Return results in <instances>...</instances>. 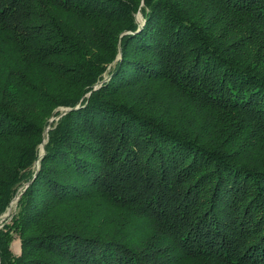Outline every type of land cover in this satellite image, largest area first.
I'll list each match as a JSON object with an SVG mask.
<instances>
[{"label": "trees", "instance_id": "16d2710c", "mask_svg": "<svg viewBox=\"0 0 264 264\" xmlns=\"http://www.w3.org/2000/svg\"><path fill=\"white\" fill-rule=\"evenodd\" d=\"M29 180L0 264H264V0H0V214ZM92 197L145 243L49 221Z\"/></svg>", "mask_w": 264, "mask_h": 264}, {"label": "rangeland", "instance_id": "374dc122", "mask_svg": "<svg viewBox=\"0 0 264 264\" xmlns=\"http://www.w3.org/2000/svg\"><path fill=\"white\" fill-rule=\"evenodd\" d=\"M141 3H142V1H141ZM202 10H203V13L205 15H210L212 13V11L209 10L208 6L206 8H204L202 6ZM137 12H135V14H134L135 19L141 25L144 22V19L142 18L141 13H139V12L137 13ZM121 33H123V32H121ZM121 33H120V35H121ZM225 33H226V31L225 32H219L218 31L217 36L219 37V39L221 38L220 40L224 43V45H228L229 42L230 43L232 42V39H231L232 34H235V33L232 31H230V33H226V34ZM118 56H120V54H118L116 57L118 58ZM108 61H111V58H108ZM112 61L109 63L110 65L113 64ZM107 75L108 74H106L105 77L101 81H103L104 79H107V77H108ZM65 84L66 83L63 80H60V81L58 80V82H55V84L52 85V88L55 90V92H60L62 95L65 94L67 91H68V93H71L72 90L69 91L68 87ZM157 88H159V87H157ZM169 97L170 98H166V100H165L166 101L165 104L168 105L167 100L170 99L169 100L170 101L169 106L167 108L168 112L170 114H172V117L182 115L183 114V113H181L182 112V110H181L182 106L181 105L178 106L179 99L175 95H173V96L170 95ZM138 101L142 102V99L138 100ZM57 108L59 109L58 113L53 114V115H49L47 118L45 127L43 129V140L39 144V155L32 165L33 170H38V168H39L40 158L44 153V144L47 140L46 134H47L48 127L50 125L55 124L56 121L59 119V117H61L68 109H70L69 107H64V106H59ZM194 108H196V109H190L189 106H186L185 109H187V111L185 112V116L191 117V119L197 125L199 123V121L202 120L201 115L204 116V111L202 109H197V107H194ZM54 110H55V108H54ZM191 110H193L194 112H191ZM143 112L150 113V114L155 113L157 115V111L153 112L152 110H148V109H145V111H143ZM212 134H213V131H212ZM214 135L223 136V133L219 132V133L214 134ZM210 136H211V134H210ZM29 182H30V180L28 182H25V183L23 182V184L20 185L16 194L12 197V199L10 200L6 209L0 214V226H2V224L5 220L9 221L12 218V216L14 214H16V212L19 210L18 199L20 198V196L18 199H15V198L18 195H21V193L24 191V189L29 184ZM93 213H96V214L98 213V215H100L102 218H105V220L104 221L98 220V221H93V222L87 221V215L89 214L88 216H90ZM48 215H49V221H53V222L55 221L57 223L65 222L63 225V229H65V230H68L69 228L72 227L73 224H71V220H73L72 222H74V220L81 218L82 219L81 222H75V223H77V224L81 223V225H85L86 226V232H89L91 234L110 232V233L115 234L116 237H119L120 239H122L124 241H132L135 243L140 241V243H141L140 246H142L145 243V241H143V240H138V238L140 236L147 233L144 231L143 225L140 224V228H139L138 222L128 223V221H127L128 219H126V221H124L125 223H121L119 218L125 219L128 217L122 216V214H120V212H119V208L116 205H112L111 203H109L105 199L102 200L100 197L98 200H95L92 197L91 199L82 200L80 202L58 205V206L54 207L53 209H51V211L48 213ZM12 233L13 234L11 235L10 246L12 247V251L17 254V253L21 252V241H20L19 237L14 232H12ZM143 237H144V235H143Z\"/></svg>", "mask_w": 264, "mask_h": 264}, {"label": "water", "instance_id": "95a60500", "mask_svg": "<svg viewBox=\"0 0 264 264\" xmlns=\"http://www.w3.org/2000/svg\"><path fill=\"white\" fill-rule=\"evenodd\" d=\"M141 4H142V3H141ZM138 12H139V11H138ZM138 12H137V13H138ZM139 13H140V12H139ZM19 196H20V195H18V196H17L15 199H18V198H19Z\"/></svg>", "mask_w": 264, "mask_h": 264}]
</instances>
